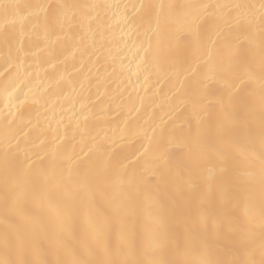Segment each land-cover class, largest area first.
Here are the masks:
<instances>
[{
    "label": "snow or ice",
    "instance_id": "6c2138e0",
    "mask_svg": "<svg viewBox=\"0 0 264 264\" xmlns=\"http://www.w3.org/2000/svg\"><path fill=\"white\" fill-rule=\"evenodd\" d=\"M21 7L0 3L5 65L19 49L15 24ZM38 7L46 10V40L54 36L69 40L74 48H87L90 41L104 37V5ZM141 7L161 9L153 58L162 55L185 67L196 124L182 128L179 136L173 133L172 147L162 145L154 159L145 149L135 163L131 156L110 155L90 161L78 173L70 198L57 204L53 190L67 191L70 177L49 175L43 161L32 165L6 159L0 264H264V0L258 5L181 6L194 9L187 14L174 13L173 5ZM257 10L258 98L251 87L250 59ZM174 20L184 27L174 29ZM211 81L222 87L214 90ZM113 184H120L125 195L104 209L102 202ZM141 195L151 209L146 224L135 212ZM29 197L38 205L47 202V211L26 210ZM85 203L97 209L100 219L86 220L81 233L77 213Z\"/></svg>",
    "mask_w": 264,
    "mask_h": 264
},
{
    "label": "bare ground",
    "instance_id": "6f19581e",
    "mask_svg": "<svg viewBox=\"0 0 264 264\" xmlns=\"http://www.w3.org/2000/svg\"><path fill=\"white\" fill-rule=\"evenodd\" d=\"M0 3L22 6L15 24L19 49L13 50L7 65L8 52L0 42V73H3L0 75V193L6 159L32 165L43 161L49 175L71 178L67 191L53 190V204H57L70 198L78 173L90 161L110 155L131 156L135 163L145 149L152 153L149 159H154L162 145L172 147L171 141L176 138L173 133L179 136L182 128L197 122L196 112L189 105L185 67L162 55L153 58L154 29L161 9L141 5H173L174 13L187 14L194 9L181 6L258 5L260 0H0ZM55 3L104 5L100 10L104 37L90 41L87 48H74L69 40H56L54 36L46 40L43 28L46 10L38 6ZM172 27L179 30L184 25L174 20ZM260 32L257 10L250 57L254 72L251 87L257 98ZM210 86L214 90L222 87L215 81ZM124 195L125 189L113 184L102 208L119 204ZM23 207L43 212L47 211V202L38 205L29 197ZM150 211L147 198L139 196L135 212L141 224L150 221ZM256 211L258 215V205ZM99 219L97 209L86 203L78 210L77 225L81 233L86 229V220ZM4 228L0 200V234Z\"/></svg>",
    "mask_w": 264,
    "mask_h": 264
}]
</instances>
